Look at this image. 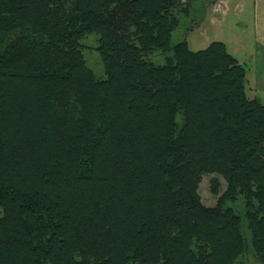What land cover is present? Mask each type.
Returning <instances> with one entry per match:
<instances>
[{"label": "trees", "instance_id": "1", "mask_svg": "<svg viewBox=\"0 0 264 264\" xmlns=\"http://www.w3.org/2000/svg\"><path fill=\"white\" fill-rule=\"evenodd\" d=\"M181 4L0 0V264H264V105L222 42L170 45Z\"/></svg>", "mask_w": 264, "mask_h": 264}, {"label": "rangeland", "instance_id": "2", "mask_svg": "<svg viewBox=\"0 0 264 264\" xmlns=\"http://www.w3.org/2000/svg\"><path fill=\"white\" fill-rule=\"evenodd\" d=\"M182 7L187 6L186 13L177 12L178 23L172 30L170 36V45L180 41H185L187 47L191 51L203 49L209 43L217 41L225 45L229 53L232 44L236 39L240 38L244 49L246 50L242 57H247L244 61L246 69L245 75V92L248 98L256 96L264 103V84L262 80L263 66L256 63V60L264 59V54L260 53V49L253 41L254 24L250 11L246 8L244 18L237 19V15L230 11L226 14L225 0H181ZM211 4L213 7H211ZM250 21V22H249ZM96 36L93 34L86 35L80 40L81 55L88 69L97 78H103V72L99 57L93 49L95 46ZM239 55V54H238ZM163 56L158 53L149 55L152 63L159 65L163 62ZM260 80V81H259ZM260 86L254 90H249L250 87ZM216 177L212 175H203L197 185V195L202 205L212 207L217 199V196H212L209 192V181ZM220 183V193L224 189V182L221 178L216 177ZM219 195V194H218ZM234 211L240 210V201L235 203H226ZM1 214V212H0ZM247 239V234H245ZM236 264H259L253 258L250 248L243 252Z\"/></svg>", "mask_w": 264, "mask_h": 264}, {"label": "crops", "instance_id": "3", "mask_svg": "<svg viewBox=\"0 0 264 264\" xmlns=\"http://www.w3.org/2000/svg\"><path fill=\"white\" fill-rule=\"evenodd\" d=\"M211 7H213L212 4ZM230 7H231V12L237 15L238 20L244 18V13L246 8L250 11L249 13L252 16V21L254 24L253 41L255 42V45L260 49V53L264 54V0H225L226 14L230 11ZM234 39L236 40L232 44L229 53L236 59L238 64L244 66L245 64L244 61L248 59L245 56L242 57V54L246 50L244 49V45L242 44L240 38L238 39L234 38ZM259 62L260 65L264 67V59L256 60V63L258 65ZM260 80L264 81V68L262 73V79ZM255 87L260 88V86L256 85L254 86V88L250 87L249 90H254ZM253 98L260 101V99L256 96H253ZM262 104L264 105V103Z\"/></svg>", "mask_w": 264, "mask_h": 264}]
</instances>
